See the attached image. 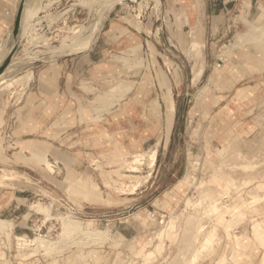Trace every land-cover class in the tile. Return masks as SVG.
<instances>
[{
    "label": "rangeland",
    "instance_id": "rangeland-1",
    "mask_svg": "<svg viewBox=\"0 0 264 264\" xmlns=\"http://www.w3.org/2000/svg\"><path fill=\"white\" fill-rule=\"evenodd\" d=\"M18 1L0 0V44ZM134 2L33 0L15 61L73 58L76 106L46 107L8 138L3 109L28 76L0 86V264H264V19L248 0L222 28L202 26L201 0ZM88 35L70 54L71 38ZM89 52L90 64L75 61ZM164 83L178 116L167 141ZM110 89L121 98H105ZM69 150L93 152L89 166L75 170Z\"/></svg>",
    "mask_w": 264,
    "mask_h": 264
},
{
    "label": "crops",
    "instance_id": "crops-1",
    "mask_svg": "<svg viewBox=\"0 0 264 264\" xmlns=\"http://www.w3.org/2000/svg\"><path fill=\"white\" fill-rule=\"evenodd\" d=\"M201 1H202V5H203L202 11H203L204 15H206V17L208 18V19L204 20V23H202V26L209 27V28H222L223 25L228 20L225 18L226 15L233 12V11L239 10L240 6L242 5V3H240V0H201ZM248 1L250 2V5L252 7H254V6L257 7L255 18L263 20L264 19V0H248ZM156 2H160L161 6H163V4H164V0H156ZM182 3L184 4V6H185V4H187L185 1H182ZM176 4H179V2L177 1ZM122 5H124V4H122ZM138 5L139 6L142 5L141 2L133 4L132 6H134V7H132V9L137 10ZM150 6L152 7V4H150ZM145 8H147V7H145ZM188 10L191 11L192 9L189 7ZM220 14L224 18V20L222 21V24H221V21H217L215 19V17L219 16ZM191 19H192V21L195 20L194 15H191ZM249 24H251V23H249ZM258 27H260V26H258ZM12 29H13V25L10 29V32L12 31ZM245 31H246V29H245ZM23 40H24V37H22L18 41V48H17V50L13 56L14 62L10 63V67H9L8 71L6 72L4 77H2V79H0V86H2L5 81L14 82V81L19 80L20 77H11L10 78V75H9L11 73V71L14 72L16 70H17V73L20 74L23 72L24 73L23 75L28 76L27 81H25L23 85H19L16 89V92H21L23 94L21 96V98L15 99L16 98L15 97L14 99H12V94H10L8 106H6L5 109H3L4 107H1V105H0V109L4 110V116L6 118V121L8 123H12V125H16V124H20V123L40 122L41 118H42L43 111L46 107L51 110V107L56 108L57 106H59L61 108H63V107L66 108L69 105L72 106V108L74 106H76L74 101H72L70 99H69L70 101L67 100V97H71L70 92L72 91V84H71V79H69V76L73 77V73H71V70H69V66L73 64L74 59L68 58V57L60 58L59 60L48 63L47 66H46V63L44 61H41V59L38 61H35V62H27L26 64H20L19 62L15 61V58L21 50ZM87 43H90V42H87ZM0 45H2V44H0ZM83 47H85V43H84ZM80 51H83V49L77 50L75 52H80ZM93 55H94V53L89 52L85 55L76 57L75 61L76 60H88L89 64H90L94 60ZM46 56H47L46 58H42V59H47V60L54 59L53 57H51V55H46ZM83 65L84 64H81L82 67H83ZM82 67H79V70L84 71V70H82ZM199 72H200V68L194 70V73L197 76V80L202 76L204 69L201 70L200 73ZM257 76H258L257 79L260 80L259 83L263 84L262 86L264 89V72L258 73ZM117 86H118V84H117ZM163 86L165 87V90L163 93V104L165 107V113H164V115H165V129H164V132H165V140L167 141L169 134H170V131H171V128H172L173 120H174V122H176L178 119V116H177V110L175 111V102H174V98H173L174 96H173L172 90L165 83ZM249 86H252V85H249ZM111 89L104 93V97L107 98L106 94L110 93V95H113V97H112L113 99H111V100H113L115 102V100L117 101L120 99L119 98L120 94L115 93V91H112ZM240 89H242V88H240ZM114 94H115V97L118 96L117 94H119L118 98H115ZM62 95H64V101L57 102V96H62ZM263 98H264V93H262V99ZM42 102H44V104ZM126 104H127V102H125V106H127ZM178 108H179V106H178ZM30 110H31V112H30ZM118 110H120V109H118V106H117L115 108V112H117ZM174 113H175V116H174ZM129 121H131V120L129 119ZM117 122L119 124L125 123L126 120L124 122V119L120 118ZM173 128H174V126H173ZM78 131L82 132L83 129L78 130ZM145 138H147V137H145ZM158 145H159V140L156 141L155 144L150 148L157 147V150H158ZM69 152L72 156L71 157L72 165H73V168L75 170L81 169L83 165L89 166L87 156L89 154H94L93 152H88V151L74 153V151L69 150ZM31 154H32V152H31ZM141 154H147V153L144 152ZM95 155H99V154L97 153ZM153 155H155V160H154V163L152 164V167H154V165L156 163L157 153L155 152ZM149 174L151 175V172ZM149 174L147 175L148 178L150 176ZM201 200L202 199H200L198 202L200 203ZM1 204H2V207H4L3 201H1ZM196 204H198V203H196ZM21 218H22L21 216L16 215V216H13L11 218V220L15 222V228L25 229L26 228L25 225L23 223L22 224L20 223V221H23ZM2 230H0V231H2ZM204 243L206 245H209L210 240L205 239Z\"/></svg>",
    "mask_w": 264,
    "mask_h": 264
},
{
    "label": "bare ground",
    "instance_id": "bare-ground-1",
    "mask_svg": "<svg viewBox=\"0 0 264 264\" xmlns=\"http://www.w3.org/2000/svg\"><path fill=\"white\" fill-rule=\"evenodd\" d=\"M101 1V4H103V7L105 8V6L106 5H108V10H110V9H112L116 4H118V5H122V4H127L128 2H127V0H116V1H114V0H100ZM131 1H136V0H131ZM18 2H20V0L18 1ZM33 0H25V2H24V6H23V11H22V17H21V24H20V31H19V33H18V36H17V40L19 41L22 37H24L25 36V34H26V27H27V25H28V23H29V21H30V18H31V16H32V14H33V11L35 10V8H33ZM37 3H38V1H36ZM100 4V3H99ZM18 5H19V3H18ZM107 7V6H106ZM103 8V9H104ZM17 10H18V6H17ZM17 10H16V13H17ZM100 12H103V11H100ZM36 13V12H35ZM100 16V15H99ZM103 16H105V15H103ZM102 17V16H101ZM102 18L101 19H99L98 21H96V24H95V27H96V32L94 33V35H93V37H95V34L97 33V31L99 30V28H100V26H102ZM247 28V27H246ZM246 31H244V32H242V33H240V34H243V33H245ZM250 32V31H249ZM249 32H247V33H249ZM239 34V35H240ZM238 35V34H237ZM92 36H86L85 38H82V39H79V37H78V39L77 38H75V36H74V39H72L71 38V40H73V41H70V42H72V46H74L73 47V49H77V50H81V49H84V48H86L87 46H88V44H90V43H86L85 44V47H83V45H84V43L87 41V40H89V39H92L93 38ZM249 38V37H248ZM16 41V39H14V37L12 36V33L11 32H9V34H8V37H7V39H6V41L2 44V45H0V63L2 62V60L6 57V55L8 54V52L10 51V49L12 48V46H13V44H14V42ZM70 45V44H69ZM69 47V46H68ZM58 52H59V50H58ZM52 53H57V52H51V51H47V52H44L43 54H39V55H46V54H48V55H50V54H52ZM69 53H77V52H69ZM57 55V54H56ZM54 56V55H53ZM26 56H24L23 58H25ZM27 57H29V56H27ZM47 56H41L40 57V59H42V58H46ZM17 58H15V60H16ZM45 60V59H44ZM12 62H14V59L12 58V61H11V63ZM19 63H21V62H19ZM9 67H10V65L8 66V68H7V70H6V72L8 71V69H9ZM16 70V69H15ZM6 72L0 77V79H2V77H4V75L6 74ZM12 72V71H11ZM11 78V77H10ZM11 80V79H10ZM16 80V79H15ZM115 87V86H114ZM113 87V88H114ZM115 89V88H114ZM118 96H119V94H117ZM106 97L107 98H109L110 100L111 99H113L112 97H113V95H110V93H107L106 94ZM114 97H115V94H114ZM116 98V97H115ZM119 98H121V95H120V97ZM116 101V100H115ZM154 160H155V155H153V157L149 160V163L147 164V165H150L151 167H152V164L154 163ZM148 162V161H147ZM150 167V168H151ZM152 169V168H151ZM151 172V171H150ZM150 175V174H149ZM148 177V176H147ZM147 177H146V179H147ZM143 180V179H142ZM142 181L141 180H137L136 182H135V184H134V186H136V185H138V184H140ZM216 204H218V203H216ZM216 204H214V205H212V208H211V210H217L218 208L215 206ZM37 207V206H36ZM44 207H42V209H43ZM208 209H209V207H207ZM45 210H47V208H45ZM44 210V211H45ZM205 213H207V212H205ZM209 213V212H208ZM212 213H213V211H212ZM200 214V213H199ZM210 214V213H209ZM203 215V214H202ZM201 216V215H200ZM208 216V215H207ZM206 216V217H207ZM62 217V216H61ZM203 217V216H202ZM201 217V218H202ZM205 217V216H204ZM63 219H64V217H62ZM61 219V218H60ZM65 220V219H64ZM68 220V219H67ZM66 220V221H67ZM63 222V221H62ZM73 222V221H72ZM61 224H64V223H61ZM66 224H67V222H66ZM66 224H64V228H66L67 226H68V224H70L69 222H68V224L66 225ZM73 224H74V222H73ZM72 224H70V226H68L67 228L69 229V227L72 229V230H75V229H79L80 230V228L79 227H77V226H79V225H76V224H74L75 226H71ZM201 227H203V226H201ZM67 228L65 229L66 231H67ZM70 229V230H71ZM202 228H200L199 230H201ZM69 231V230H68ZM73 232V231H72ZM98 233V232H97ZM200 233H202V232H200ZM196 234V233H195ZM199 235H201V234H199ZM194 237H196V236H194ZM198 237V236H197ZM196 237V238H197ZM202 237V236H201ZM199 240H200V238H199ZM33 241V240H32ZM42 241V240H41ZM201 241V240H200ZM46 245V244H45ZM190 255V254H189ZM189 257V256H188ZM192 257V256H191ZM187 264V263H186Z\"/></svg>",
    "mask_w": 264,
    "mask_h": 264
},
{
    "label": "water",
    "instance_id": "water-1",
    "mask_svg": "<svg viewBox=\"0 0 264 264\" xmlns=\"http://www.w3.org/2000/svg\"><path fill=\"white\" fill-rule=\"evenodd\" d=\"M136 1H138V0H136ZM24 2H25V0H20L19 5H18V10L16 13V17H15V21H14V25H13V29H12V36L14 37V39H16V41L14 42L12 48L10 49V51L8 52L6 57L0 63V77L6 72L8 66L10 65L12 58H13V56H14L17 48H18L17 36H18L19 31H20V24H21V17H22ZM127 2L135 3L134 1H131V0H127ZM116 5H118V4H116ZM70 54H73V53H70ZM40 57L41 56H38L29 62L38 61V60H40Z\"/></svg>",
    "mask_w": 264,
    "mask_h": 264
},
{
    "label": "built area",
    "instance_id": "built-area-1",
    "mask_svg": "<svg viewBox=\"0 0 264 264\" xmlns=\"http://www.w3.org/2000/svg\"><path fill=\"white\" fill-rule=\"evenodd\" d=\"M8 125L6 126L5 128V134L8 136V138L10 137L11 138V135L9 134V131L11 130L12 128V123H7Z\"/></svg>",
    "mask_w": 264,
    "mask_h": 264
}]
</instances>
